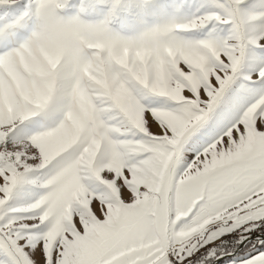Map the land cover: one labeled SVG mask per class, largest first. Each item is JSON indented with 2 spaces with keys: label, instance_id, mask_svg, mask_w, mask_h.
Here are the masks:
<instances>
[{
  "label": "snow or ice",
  "instance_id": "1",
  "mask_svg": "<svg viewBox=\"0 0 264 264\" xmlns=\"http://www.w3.org/2000/svg\"><path fill=\"white\" fill-rule=\"evenodd\" d=\"M0 264H264V0H0Z\"/></svg>",
  "mask_w": 264,
  "mask_h": 264
}]
</instances>
